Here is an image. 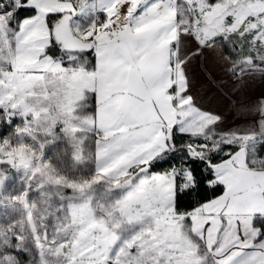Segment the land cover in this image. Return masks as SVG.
<instances>
[{
  "label": "rangeland",
  "instance_id": "1",
  "mask_svg": "<svg viewBox=\"0 0 264 264\" xmlns=\"http://www.w3.org/2000/svg\"><path fill=\"white\" fill-rule=\"evenodd\" d=\"M20 5L0 0V235L27 254L11 264H264V0H27L17 23ZM112 13L137 16L114 40ZM174 131L196 156L241 144L213 168L224 192L182 213L187 167L137 171Z\"/></svg>",
  "mask_w": 264,
  "mask_h": 264
},
{
  "label": "trees",
  "instance_id": "2",
  "mask_svg": "<svg viewBox=\"0 0 264 264\" xmlns=\"http://www.w3.org/2000/svg\"><path fill=\"white\" fill-rule=\"evenodd\" d=\"M26 2L27 0H22V5L15 9L14 17L17 23L37 13L35 7L25 6ZM50 17L51 16H49V18ZM232 39L233 45L239 48L236 50L237 52L240 51V54H244V52L247 53L248 46L246 41L241 42L243 40L236 34L232 36ZM46 50L47 54L52 55L54 59H60L58 54L59 45L55 40L52 41ZM89 56L92 59L94 58V52L91 51V49L89 50ZM133 105L135 104H130V107H133ZM1 118H3V126H7V118L14 119L11 115H9V117L7 116V118L2 117L0 110V121L2 120ZM202 142L203 140L198 138L197 135L174 131L171 135V147L166 149L159 157L152 159L149 163L142 164L137 169V171L141 169L154 172H163L181 166H185L189 169L192 175V185L185 189L177 187L175 192L174 206L178 213L192 211L224 192L223 185L211 184L214 180L213 168L215 165L227 160L241 148L240 143L227 139V141H222L221 144L218 145V149H211L209 153L204 156L194 155L191 146L193 147L196 143ZM209 145H212L211 142H209ZM255 151L260 158L264 156V138L257 147H255ZM260 225L262 226V224ZM263 235L264 230L262 231V236ZM13 237L14 236L9 233L0 235V264H11L12 260L23 262L26 257L25 255H27L21 249V242ZM50 248L45 250V255H47V257L51 254L49 252ZM52 251L53 249H51V252ZM47 252H49V255Z\"/></svg>",
  "mask_w": 264,
  "mask_h": 264
},
{
  "label": "built area",
  "instance_id": "3",
  "mask_svg": "<svg viewBox=\"0 0 264 264\" xmlns=\"http://www.w3.org/2000/svg\"><path fill=\"white\" fill-rule=\"evenodd\" d=\"M122 29V18L120 19L118 13L109 16L107 22L101 27L100 31L109 39L116 38Z\"/></svg>",
  "mask_w": 264,
  "mask_h": 264
}]
</instances>
